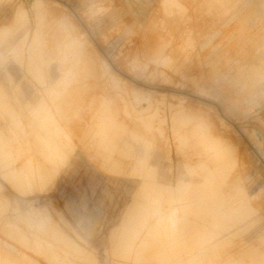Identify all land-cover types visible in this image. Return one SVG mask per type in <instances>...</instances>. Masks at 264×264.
Here are the masks:
<instances>
[{"label": "rangeland", "instance_id": "1", "mask_svg": "<svg viewBox=\"0 0 264 264\" xmlns=\"http://www.w3.org/2000/svg\"><path fill=\"white\" fill-rule=\"evenodd\" d=\"M258 263L264 0H0V264Z\"/></svg>", "mask_w": 264, "mask_h": 264}, {"label": "bare ground", "instance_id": "2", "mask_svg": "<svg viewBox=\"0 0 264 264\" xmlns=\"http://www.w3.org/2000/svg\"><path fill=\"white\" fill-rule=\"evenodd\" d=\"M171 5H172V4H171ZM169 7H171V6H169ZM162 8H163V7H162ZM167 8H168V7L165 8V6H164V9H165L166 11H168V9H169V8H168V9H167ZM164 9H163V10H164ZM171 10L173 11V13L175 12L174 9L171 8ZM42 11H43V10H42ZM172 11H171V12H172ZM168 12H169V14L171 13L170 11H168ZM164 13H165V12H164ZM251 13H252V12H251ZM45 14H46V13H45ZM166 16H167V15H166ZM167 17H168V16H167ZM250 21H251V20H250ZM69 35H70V34H69ZM51 37H52V35H51ZM66 38H67V37H66ZM66 40H67V39H66ZM43 42H44V41H42V43H43ZM76 42H77V40H76ZM76 42H75V43H76ZM86 42H87V41H86ZM84 43H85V42H84ZM38 44H39V43H38ZM38 44H37V45H38ZM39 45H41V44H39ZM62 45H63V44H62ZM65 45H67V44H65ZM80 45H81V44H80ZM43 46H44V44H43ZM55 46H56V45H55ZM70 46H72V44H71ZM83 46H84V45H83ZM37 47H38V46H37ZM39 47H40V46H39ZM58 47H59V46H58ZM74 47H76V46H74ZM81 48H82V47H81ZM81 48H80V49H81ZM35 49H36V48H35ZM35 49H34V51H35ZM37 49H38V48H37ZM53 49H54V48H53ZM59 49H60V51H61V48H59ZM93 49H94V48H93ZM40 50H41V53H40V54H42V49H40ZM40 50H39V51H40ZM51 50H52V49H51ZM137 50H138V49H137ZM39 51H38V52H39ZM55 51H56V49H55ZM58 51H59V50H58ZM65 51H66V50H65ZM69 51H70V50H69ZM69 51H68V52H69ZM85 51H86V50H85ZM63 52H64V51H63ZM72 52H73V51H72ZM72 52H70V53H72ZM76 52H77V51H76ZM76 52H75V54H76ZM93 52H94V51H93ZM70 53H68V55H70ZM78 53H79V52H78ZM94 53H95V52H94ZM75 54H74V55H75ZM89 54H90V53H89ZM127 54H128V52H127ZM61 55H62V54H61ZM90 55H91V56H94V55H92V54H90ZM38 57H39V55H38ZM42 57H43V56H42ZM59 57H60V56H59ZM64 57H65V52H64ZM66 57H67V56H66ZM88 57H89V55H88ZM94 57H95V56H94ZM97 57H98V56H97ZM61 58H62V57H61ZM74 58H76V57H74ZM74 58H73V59H74ZM81 58H82V57H81ZM38 59L40 60V58H38ZM64 59H65V58H64ZM76 59H77V58H76ZM90 59H92V58H89V61H90ZM97 59H99V57H98ZM41 60H43V59H41ZM62 60H63V59H62ZM62 60H61V62H62ZM66 60H67V58H66ZM66 60H64L63 62H65ZM79 60H80V59H79ZM56 61H57V60H56ZM67 61H69V60H67ZM72 61H74V60H72ZM77 61H78V60H77ZM81 61H82V60H81ZM89 61H88V62H89ZM91 61H92V60H91ZM91 61H90V62H91ZM93 61H94V60H93ZM40 62H41V61H39V63H40ZM42 62H43V61H42ZM44 62H45V61H44ZM44 62H43V64H44ZM61 62H60V63H61ZM100 62H101V61H100ZM51 63H52V62H51ZM65 63H66V62H65ZM73 63H74V62H73ZM84 63H85V62H84ZM91 63H92V62H91ZM91 63H90V64H91ZM35 64H36V62H35ZM40 64H42V63H40ZM43 64H42V65H43ZM63 64H64V63H63ZM71 64H72V63H71ZM71 64H69V65H71ZM76 64H78V63H76ZM76 64H75V65H76ZM80 64H81V63H80ZM80 64H79V67H81L82 65L84 66V64H82L81 66H80ZM87 64H88V63H85V67L82 68V69H83V74H86V73H87L86 75H91V74H89V73H90V68H89L90 65L88 66ZM32 65H33V64H32ZM37 65H38V64H37ZM37 65H36V66H37ZM67 65H68V64H67ZM72 65H73V64H72ZM75 65H74V66H71V67H75ZM95 65H96V64H95ZM33 66H34V65H33ZM38 66H39V65H38ZM38 66H37V68L40 69L41 66H39V67H38ZM77 66H78V65H77ZM61 67H62V66H61ZM63 67H64V66H63ZM71 67L69 66L70 69H71ZM92 67H93V66H92ZM37 68H36V70H37ZM67 68H68V66H67ZM69 68H68V69H69ZM70 69L67 70L68 73H69ZM92 69H93V68H92ZM92 69H91V70H92ZM41 70H42V69H41ZM41 70H39V72H40ZM62 70H63V68H62ZM62 70H61V71H62ZM80 70H81V69H80ZM80 70H79V71H80ZM95 70H96V69H95ZM59 71H60V70H59ZM61 71H60V72H61ZM75 71H76V69H75ZM39 72H38V70H37V73H39ZM65 72H66V71H65ZM71 72H72V71H71ZM40 73H42V75H43L44 72L42 71V72H40ZM73 73H75V72H73ZM93 73H94V71H93ZM47 74H48V73H47ZM60 74H62V73H60ZM95 74H96V73H95ZM95 74H94V75H95ZM39 75H41V74H39ZM42 75H41V76H42ZM71 75H73V74L71 73ZM61 76H63V74H62ZM78 76H79V75H78ZM91 76H92V75H91ZM39 77H40V76H39ZM39 77H38V78H39ZM43 77H44V76H43ZM47 77H48V76H47ZM68 77H69V76H67V74H64V76L61 77V80H60V81L63 80V82L60 83L61 85H60V84H57V85H60V88H61V86H62V83H66V85H67V82H69V81H67V80L69 79ZM72 77H73V76H72ZM81 77H82V80L85 79V78H83V75H82ZM85 77H87V76H85ZM96 77H97V76H96ZM40 78H41V77H40ZM40 78H39V79H40ZM45 78H46V77H45ZM79 78H80V76H79ZM88 78H89V77H88ZM101 78H103V76H102ZM41 79H43V78H41ZM47 79H48V78H47ZM70 79H72V78L70 77ZM91 79H92V78H91ZM91 79H90V80H91ZM98 79H99V78H98ZM43 80L45 81V79H43ZM86 80H87V79H86ZM39 81H40V80H39ZM66 81H67V82H66ZM75 81H76V80H75ZM72 82H73V81H72ZM69 84H70V83H69ZM69 84H68V85H69ZM72 84H73V83H72ZM66 85H65V87H66ZM62 87H64V86H62ZM70 87H71V86H70ZM85 87H86V86H85ZM58 88H59V87H58ZM60 88H59V89H60ZM75 88H78V87H75ZM82 88H83V87H82ZM82 88L80 87L79 90H81ZM55 89H56V88H55ZM59 89H56V90L58 91ZM61 89H62V88H61ZM61 89H60V90H61ZM62 90H63V89H62ZM65 90H66V89H65ZM67 90H70V88L67 89ZM67 90H66V91H67ZM73 90H74V88L72 89V91H73ZM76 90H77V89H75V91H76ZM84 90H85V89H84ZM66 91H65V93H66ZM75 91H74V93H75ZM114 91H115V90H114ZM54 92H55V91H54ZM60 92H61V91H60ZM60 92H59V93H60ZM62 92H64V91H62ZM77 92H78V91H77ZM77 92H76V93H77ZM80 92H81V91H80ZM80 92H79V93H80ZM56 93H57V92H56ZM56 93H55V95H56ZM65 93H64V94H65ZM70 93H71V92H70ZM76 93H75V94H76ZM115 93H116V92H115ZM71 94H72V96H74L73 93H71ZM57 95H58V94H57ZM57 95H56V96H57ZM61 95H63V94L60 93V96H61ZM77 95H78V93L76 94V96H75L74 98H77V97H78ZM63 96H66V95H63ZM67 96H68V95H67ZM67 96H66V97H67ZM66 97H65V98H66ZM63 98H64V97H63ZM63 98H61V99H63ZM65 98H64V99H65ZM70 98H71V96H70ZM57 99H59V95H58V97H56L54 100L56 101ZM146 128H147V127H146ZM148 128H149V127H148ZM144 130H145V129H144ZM148 130H149V129H147V131H148ZM147 131H146V132H147ZM147 133H148V132H147ZM184 142H185V141H184ZM139 145H140V144H139ZM166 145H167V144H166ZM143 149H144V148H143ZM166 149H167V148H166ZM187 150H188V149H187ZM196 152H197V151H196ZM183 155H184V154H183ZM195 155H197V154H195ZM141 156H142V155H141ZM189 156H190V155H189ZM169 157H170V156H169ZM194 157H195V156H194ZM188 158H189V157H188ZM127 161H128V160H127ZM195 162H196V161H195ZM195 165H196V164H195ZM197 165H198V164H197ZM201 166H202V165H201ZM193 168H194V167H193ZM199 169H200V168H199ZM202 169H203V168H202ZM196 170H197V169H196ZM188 174H189V173H188ZM196 174H197V173H196ZM198 175H199V174H198ZM193 177H194V176H193ZM190 178H191V177H190ZM195 178H196V177H195ZM235 180H236V179H235ZM193 182H194V181H193ZM193 191H194V190H193ZM234 191H235V190H234ZM219 192H220V191H219ZM194 194H195V193H194ZM226 194H227V193H226ZM200 195H201V194H200ZM196 196H197V195H196ZM161 198H162V197H161ZM136 201H137V206L142 207V208H145V207H146L147 199H146V197L143 196L142 194L138 196V198L136 199ZM158 202H159V201H158ZM225 203H226V202H225ZM178 205H179V204H178ZM199 206H200V205H199ZM226 206H227V205H226ZM142 208H141V209H142ZM137 209H138V208H137ZM209 209H210V208H209ZM146 210H147V208H146ZM146 210L143 209V212H144V213H147ZM188 210H189V209H188ZM195 210H196V209H195ZM186 211H187V209H186ZM140 212H141V211H140ZM140 212H139V213H140ZM186 213H187V212H186ZM142 215H144V214H142ZM227 215H228V214H227ZM138 216H139V219H141L140 214H139V215L136 214V215H135V219L138 218ZM145 216H147V214H146ZM144 218H145V217H144ZM144 218L141 219L140 222H141V221H145ZM136 220H137V219H136ZM136 220H135V221H136ZM146 220H147V219H146ZM137 222H139V221H137ZM145 222H146V221H145ZM143 223H144V222H143ZM143 223H142V224H143ZM138 225H141V224H138ZM144 225H145V223H144ZM133 226H134V225H133ZM133 226H132V227H133ZM155 226H156V225H155ZM137 227H138V226H137ZM133 229H134V228H133ZM154 233H155V231H154ZM154 233H153V234H154ZM149 235H150V234H149ZM154 235H155V234H154ZM151 237H152V236H151ZM155 237L157 238V236H155ZM153 238H154V237H153ZM156 238H154L153 241H151V242H148V243L146 242V243H147L146 246H144V247L142 248V249H144V252H146V253H145L146 255H144V253H143V255H142V252H141V254L139 253V255L147 256V257H145V258H149V257H150L151 260H152V258L155 257L154 255H156V258H157L158 256H160V255H158V254H159L161 251H160L159 248L156 246V241H154V240H157ZM181 240H182V239H181ZM148 241H149V240H148ZM162 242H163V241H162ZM167 244H168V243H167ZM164 249H165V248H164ZM159 251H160V252H159ZM142 256H140V257H142ZM153 260H154V259H153ZM261 260H262V259H261ZM262 261H263V260H262ZM250 262H251V261H250ZM254 263H255V262H254ZM258 264H259V263H258Z\"/></svg>", "mask_w": 264, "mask_h": 264}]
</instances>
